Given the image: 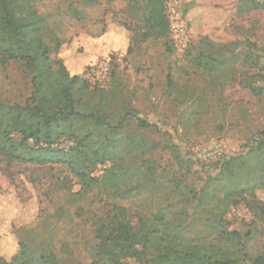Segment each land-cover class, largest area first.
Masks as SVG:
<instances>
[{"label": "rangeland", "instance_id": "rangeland-1", "mask_svg": "<svg viewBox=\"0 0 264 264\" xmlns=\"http://www.w3.org/2000/svg\"><path fill=\"white\" fill-rule=\"evenodd\" d=\"M42 2L51 12L59 37L70 40L62 46L70 74L107 66V78L100 86L92 85L84 74L88 88L75 95L79 97L78 109L101 116L111 125L129 114L111 138L119 143L115 159L121 155L122 169L132 172L130 178L121 175L120 181L106 184L102 175L114 160L98 162L90 171L92 177L99 178L97 186L82 196L80 182L64 166L7 165L0 160V255L9 258L16 251L12 230L22 227L24 235L34 229V241L52 249L59 263L89 264L96 243L92 211L113 203L131 213L170 208V194L178 184L181 189L185 182L199 184L216 172L225 156L241 151L264 130V92L254 95L238 83L239 71L246 67L243 62L234 63L235 69L208 74L191 65L185 49L167 51L161 39L138 42L131 54L114 59L121 49L104 47L102 37L108 30L122 28L110 15L124 9L123 1L115 0L104 13L88 9L83 22L67 15L64 0ZM238 3L183 0L180 12L187 26L189 50L211 51V47L207 50L200 45L204 38L218 45H264V10L241 9ZM30 78L19 62L0 66V101L24 103L32 90ZM136 117L148 125L138 123ZM89 127L79 120L77 135ZM72 144L67 139L60 142L65 148ZM256 197L264 201V191L258 189ZM58 207L63 208L59 220L54 218ZM78 208L86 213L76 216ZM224 218L229 229L241 234L249 231L245 242L250 256L264 251V220L244 203L231 206ZM63 243L70 253L63 251Z\"/></svg>", "mask_w": 264, "mask_h": 264}, {"label": "trees", "instance_id": "trees-1", "mask_svg": "<svg viewBox=\"0 0 264 264\" xmlns=\"http://www.w3.org/2000/svg\"><path fill=\"white\" fill-rule=\"evenodd\" d=\"M42 1L0 0V66L11 61L21 63L30 72L32 85L24 103L0 101V160L7 165L64 166L80 182L79 194L83 196L97 186L99 178L92 177L90 171L98 162L114 160L113 166L102 175L104 183H116L121 175L130 178L132 171L121 167L122 156L115 159L119 143L111 138V133L123 127L129 114L111 125L101 116L78 109L79 97L75 95L88 88L84 77L87 67L80 74L69 73L62 46L70 44V40L59 37L50 20L51 12ZM114 1L64 0V3L67 15L83 22L88 9L104 13ZM119 1L125 7L113 12L110 19L128 34V44L120 52L129 55L134 44L149 39H161L167 51L173 49L166 19L168 0ZM238 5L241 9L264 10V0H239ZM200 45L212 50L198 49L193 53L189 43L185 48L196 70L213 74L235 69L234 63L240 61L246 64L244 69L253 72L239 71L238 83L254 95L264 92V45L250 42L243 47L238 43L218 45L206 38ZM79 120L90 124L81 135L76 133ZM136 120L148 125L139 117ZM95 130L102 134L101 139ZM63 139L73 144L62 147ZM140 164L144 167L143 162ZM181 187L178 184L170 194V208L131 213L121 204L113 203L92 211L96 243L89 264H264V251L256 256L248 253L245 238L249 231L241 234L229 229L224 218L231 206L244 203L264 220V201L256 197L258 189L264 191V130L241 151L219 161L213 175L199 184L185 182ZM62 210L56 209L55 219H61ZM76 212V216L86 213L82 208ZM24 232L22 227L12 230L16 251L9 258L0 255V264H62L52 249L34 241V229L25 235ZM63 251L70 253L65 243Z\"/></svg>", "mask_w": 264, "mask_h": 264}, {"label": "built area", "instance_id": "built-area-1", "mask_svg": "<svg viewBox=\"0 0 264 264\" xmlns=\"http://www.w3.org/2000/svg\"><path fill=\"white\" fill-rule=\"evenodd\" d=\"M183 0H168L166 3V19L168 21L169 35L172 45L175 49L183 51L189 41L186 22L184 21L180 12ZM114 59L120 60L124 57L122 52H117L113 55ZM86 79L92 85L100 86L107 78V66L90 67L85 73ZM102 172V169H100Z\"/></svg>", "mask_w": 264, "mask_h": 264}, {"label": "crops", "instance_id": "crops-1", "mask_svg": "<svg viewBox=\"0 0 264 264\" xmlns=\"http://www.w3.org/2000/svg\"><path fill=\"white\" fill-rule=\"evenodd\" d=\"M115 38H118L115 42ZM105 42V43H104ZM102 44L104 47L115 46L116 48L125 49L128 44V35L126 31L122 28H114L112 30H108L105 35L102 37ZM98 49L97 53L102 50V47ZM87 62L85 61L84 65ZM82 69V68H81Z\"/></svg>", "mask_w": 264, "mask_h": 264}]
</instances>
